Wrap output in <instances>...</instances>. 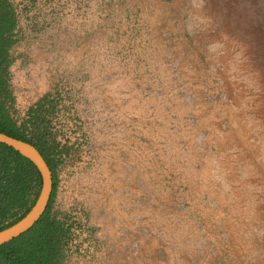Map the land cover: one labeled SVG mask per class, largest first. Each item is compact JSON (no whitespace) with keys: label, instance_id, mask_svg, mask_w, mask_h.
<instances>
[{"label":"rangeland","instance_id":"374dc122","mask_svg":"<svg viewBox=\"0 0 264 264\" xmlns=\"http://www.w3.org/2000/svg\"><path fill=\"white\" fill-rule=\"evenodd\" d=\"M14 1V117L53 100L51 133L70 150L54 203L77 222L69 257L92 239L118 160L121 171L126 159L156 164L196 134L223 142L225 170L231 152L250 147L261 171L254 256L264 264V0H204L203 9L201 0ZM212 42L222 44L215 54Z\"/></svg>","mask_w":264,"mask_h":264},{"label":"crops","instance_id":"0c3cea01","mask_svg":"<svg viewBox=\"0 0 264 264\" xmlns=\"http://www.w3.org/2000/svg\"><path fill=\"white\" fill-rule=\"evenodd\" d=\"M204 139L182 134L172 157L156 164L126 159L121 171L118 160L88 224L92 239L66 264H260V168L246 146L228 155L225 170L223 142Z\"/></svg>","mask_w":264,"mask_h":264},{"label":"trees","instance_id":"16d2710c","mask_svg":"<svg viewBox=\"0 0 264 264\" xmlns=\"http://www.w3.org/2000/svg\"><path fill=\"white\" fill-rule=\"evenodd\" d=\"M18 6L0 0V133L33 145L52 174V191L40 219L25 233L0 245V264H66L75 244L76 223L54 209L57 171L70 150L51 133L48 96L28 109L25 118L14 117L15 95L11 68L19 32ZM42 179L37 168L12 148L0 143V230L20 220L34 204Z\"/></svg>","mask_w":264,"mask_h":264},{"label":"water","instance_id":"95a60500","mask_svg":"<svg viewBox=\"0 0 264 264\" xmlns=\"http://www.w3.org/2000/svg\"><path fill=\"white\" fill-rule=\"evenodd\" d=\"M0 143L28 159L37 168L42 179L39 194L27 214L9 227L0 230V245H2L28 231L40 219L52 191V174L43 157L33 145L3 133H0Z\"/></svg>","mask_w":264,"mask_h":264},{"label":"clouds","instance_id":"9594fccd","mask_svg":"<svg viewBox=\"0 0 264 264\" xmlns=\"http://www.w3.org/2000/svg\"><path fill=\"white\" fill-rule=\"evenodd\" d=\"M204 0H201V3H200V8L203 9L204 8ZM222 48V44L220 42H212L208 45V51L209 53L211 54H215L218 52L219 49Z\"/></svg>","mask_w":264,"mask_h":264}]
</instances>
